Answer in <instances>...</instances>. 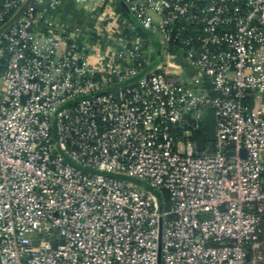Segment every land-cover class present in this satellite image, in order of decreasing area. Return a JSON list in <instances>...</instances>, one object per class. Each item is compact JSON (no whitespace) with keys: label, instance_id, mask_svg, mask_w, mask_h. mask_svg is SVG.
I'll return each mask as SVG.
<instances>
[{"label":"built area","instance_id":"1","mask_svg":"<svg viewBox=\"0 0 264 264\" xmlns=\"http://www.w3.org/2000/svg\"><path fill=\"white\" fill-rule=\"evenodd\" d=\"M43 1L0 0V264H264V0H122L88 40Z\"/></svg>","mask_w":264,"mask_h":264},{"label":"crops","instance_id":"2","mask_svg":"<svg viewBox=\"0 0 264 264\" xmlns=\"http://www.w3.org/2000/svg\"><path fill=\"white\" fill-rule=\"evenodd\" d=\"M40 6L44 9V16L52 18L62 29L69 31L79 29V37L83 40L91 38L100 23V18H103L102 24H105L116 18L115 16H132L127 3L122 0H114L113 3L106 0H57L55 6L50 5V0H44ZM105 34L100 45L101 50L108 52L117 49L118 34L113 28H110L109 32L105 31ZM1 78L0 76V91L3 89ZM261 102L264 104V92Z\"/></svg>","mask_w":264,"mask_h":264},{"label":"water","instance_id":"3","mask_svg":"<svg viewBox=\"0 0 264 264\" xmlns=\"http://www.w3.org/2000/svg\"><path fill=\"white\" fill-rule=\"evenodd\" d=\"M175 59L180 61V58H175ZM183 75L186 76V72H184ZM204 119H205L206 130L203 131L202 129H197L195 131V141L198 150H203L206 146L207 141L215 139V116L212 106H208ZM33 242L35 244H38L39 240L37 238H34ZM53 243L54 245H56L57 241L55 240Z\"/></svg>","mask_w":264,"mask_h":264},{"label":"rangeland","instance_id":"4","mask_svg":"<svg viewBox=\"0 0 264 264\" xmlns=\"http://www.w3.org/2000/svg\"><path fill=\"white\" fill-rule=\"evenodd\" d=\"M155 37H156V36L153 37V41H152V42H153V44H154L155 46H158V42H157L158 39L155 38ZM0 76H1V75H0ZM1 79H2V78H1ZM2 80H3V79H2ZM3 86H4V82H3ZM160 262H162V259H160Z\"/></svg>","mask_w":264,"mask_h":264},{"label":"trees","instance_id":"5","mask_svg":"<svg viewBox=\"0 0 264 264\" xmlns=\"http://www.w3.org/2000/svg\"><path fill=\"white\" fill-rule=\"evenodd\" d=\"M120 9H122V7H120ZM124 13H126V12L124 11Z\"/></svg>","mask_w":264,"mask_h":264}]
</instances>
